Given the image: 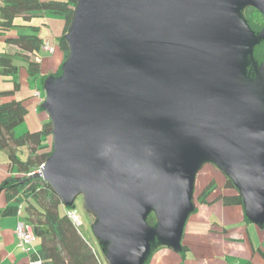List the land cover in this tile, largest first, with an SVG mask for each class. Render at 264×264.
Wrapping results in <instances>:
<instances>
[{
  "label": "water",
  "instance_id": "1",
  "mask_svg": "<svg viewBox=\"0 0 264 264\" xmlns=\"http://www.w3.org/2000/svg\"><path fill=\"white\" fill-rule=\"evenodd\" d=\"M242 6L264 15V0H78L62 75L43 85L53 152L30 176L65 206L83 194L109 264H142L153 236L180 249L203 162L264 222V113L234 83Z\"/></svg>",
  "mask_w": 264,
  "mask_h": 264
},
{
  "label": "trees",
  "instance_id": "2",
  "mask_svg": "<svg viewBox=\"0 0 264 264\" xmlns=\"http://www.w3.org/2000/svg\"><path fill=\"white\" fill-rule=\"evenodd\" d=\"M0 29L8 30L14 27L13 20L22 16L23 22L30 23L33 18L52 12L62 18L60 34L56 45L62 52V61L57 69L47 75L40 76V92L44 96L43 85L48 78L57 79L62 75V68L69 57V48L65 35L72 23L78 0H1ZM241 19L247 29L256 37L264 30V15L249 6H242L239 10ZM30 31L5 39V43L15 46L23 52V61L26 62V71L30 77L40 74L39 64L31 61L29 55L37 56L42 49L44 39L39 34V28L26 24L23 26ZM251 61L258 68L264 64V37H261L251 47ZM18 68L12 63L8 54H0V74L3 76L14 75ZM14 91L0 92V99L11 97ZM40 111L44 109L39 106ZM27 110L22 101L9 100L0 103V150L7 153V173L9 176L0 184L6 206L0 210L2 216H16L17 220L27 223L38 242L34 250L29 251L30 261L39 260L41 264H100L88 242L79 233L67 216L68 212H76L70 206L63 205L53 188L42 178L30 176L37 172L46 159L53 152L52 125L47 116L46 121L37 131H23L15 133V128L25 120ZM26 146L28 154L21 160L16 152L20 147ZM16 150V152H14ZM211 165L218 172L222 171L211 162H203L197 173L205 166ZM15 171V172H14ZM14 172V173H13ZM224 176V190H231V194H223L220 201L227 206H240L246 222L252 220L247 214L246 202L239 188L233 180ZM195 175V177H196ZM214 184H207L201 193L194 199L193 189L191 203L196 200L199 204L206 203V199L214 189ZM77 215V214H76ZM145 223L152 231L159 227L157 215L149 210L145 215ZM264 228V222L259 223ZM162 244L153 236L148 248V253L142 264H148L153 253ZM180 247V242H179Z\"/></svg>",
  "mask_w": 264,
  "mask_h": 264
},
{
  "label": "crops",
  "instance_id": "3",
  "mask_svg": "<svg viewBox=\"0 0 264 264\" xmlns=\"http://www.w3.org/2000/svg\"><path fill=\"white\" fill-rule=\"evenodd\" d=\"M1 4L0 0V6ZM13 24L14 27L8 30L0 29V54L10 55L18 71L9 76L0 74V92L14 91L11 97L1 98L0 103L12 99L22 101L27 110L25 120H30L33 126H36L29 131H37L46 121L47 115L39 110L40 102L34 92L40 91V76L54 72L62 61V52L56 45L62 18L56 15L47 16L45 12L33 18L30 23L23 22L22 16H18L13 20ZM26 24L38 27L44 42L49 41L53 46L52 54L41 49L37 56H28L31 61L37 62L40 68V74L33 76L32 81L28 76L23 79V68H26L23 52L5 43L6 38L24 34L23 26ZM0 153L6 151L2 150ZM4 156H0V184L9 176L6 171L8 161L4 162ZM205 167L210 169L209 172L204 171ZM224 180L223 174L211 165H205L197 173L193 185L194 199L210 182L214 184V189L208 195L206 203L193 201V210L187 215L182 227L180 249L162 245L153 253L148 264H264V228L259 224L246 222L240 206H227L220 201L219 197L223 194L233 193L223 189ZM6 205L3 195H0V210ZM16 225V216L0 215V264H28L30 260L26 246L23 248L18 242ZM37 246L36 241L32 244V249Z\"/></svg>",
  "mask_w": 264,
  "mask_h": 264
},
{
  "label": "rangeland",
  "instance_id": "4",
  "mask_svg": "<svg viewBox=\"0 0 264 264\" xmlns=\"http://www.w3.org/2000/svg\"><path fill=\"white\" fill-rule=\"evenodd\" d=\"M236 8H239L238 2L236 3ZM47 16H55L52 12H47ZM28 29L23 28V33H30ZM252 33H249L245 40L240 44V52L237 60L238 75L234 80L236 85H242L245 87L248 92L252 103L260 111L264 113V66L258 68L250 60L249 51L253 42H256L258 38ZM49 42V41H48ZM57 63V61L55 62ZM57 65V64H56ZM23 79L27 76L30 77L25 68H23ZM50 72V71H49ZM52 73V72H51ZM32 81V77L30 78ZM27 82V80H23ZM245 85V86H244ZM43 101L39 104L41 105ZM41 113V112H40ZM46 114V112H44ZM47 115V114H46ZM41 120V118H39ZM30 120H24V122L18 125L15 128V133L20 134L23 131H29L34 129L36 126H33ZM41 128V127H40ZM20 151L16 150V155L21 159L25 160L26 155L28 154V149L26 146L20 147ZM2 151V150H0ZM4 156V162H7V153H0ZM0 163V167H1ZM208 167L204 168L205 172H209ZM15 172V171H14ZM70 208L76 212L80 219L79 233L81 236L88 242L92 251H94L97 259L100 261V264H109V259L106 256L107 244L96 235L94 226L97 223V217L94 212L88 209L85 205L84 196L82 193H78L74 196L71 201Z\"/></svg>",
  "mask_w": 264,
  "mask_h": 264
},
{
  "label": "built area",
  "instance_id": "5",
  "mask_svg": "<svg viewBox=\"0 0 264 264\" xmlns=\"http://www.w3.org/2000/svg\"><path fill=\"white\" fill-rule=\"evenodd\" d=\"M42 50L49 54H52L53 46H51L48 41H45L42 46ZM34 96L39 99L40 103L43 101V97H41L40 91L36 90L34 92ZM67 216L75 227L80 226V219L78 215H76L74 212H68ZM15 234L17 236L19 244L23 246V248L24 246H26L25 249L27 252L34 250V248L32 249V244L36 242V239L33 235L31 227L27 223H25L23 220H17ZM28 264H41V261L29 260Z\"/></svg>",
  "mask_w": 264,
  "mask_h": 264
},
{
  "label": "clouds",
  "instance_id": "6",
  "mask_svg": "<svg viewBox=\"0 0 264 264\" xmlns=\"http://www.w3.org/2000/svg\"><path fill=\"white\" fill-rule=\"evenodd\" d=\"M44 97H45V94H44V96H43V101H44Z\"/></svg>",
  "mask_w": 264,
  "mask_h": 264
}]
</instances>
